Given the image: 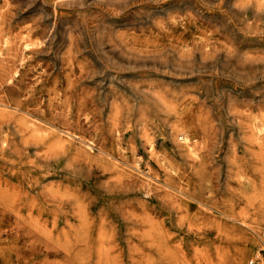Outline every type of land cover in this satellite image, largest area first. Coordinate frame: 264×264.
<instances>
[{
    "label": "rangeland",
    "instance_id": "rangeland-1",
    "mask_svg": "<svg viewBox=\"0 0 264 264\" xmlns=\"http://www.w3.org/2000/svg\"><path fill=\"white\" fill-rule=\"evenodd\" d=\"M62 2L0 0V264H246L264 0Z\"/></svg>",
    "mask_w": 264,
    "mask_h": 264
},
{
    "label": "built area",
    "instance_id": "built-area-1",
    "mask_svg": "<svg viewBox=\"0 0 264 264\" xmlns=\"http://www.w3.org/2000/svg\"><path fill=\"white\" fill-rule=\"evenodd\" d=\"M246 264H264V248H258L250 258H248Z\"/></svg>",
    "mask_w": 264,
    "mask_h": 264
},
{
    "label": "bare ground",
    "instance_id": "bare-ground-1",
    "mask_svg": "<svg viewBox=\"0 0 264 264\" xmlns=\"http://www.w3.org/2000/svg\"><path fill=\"white\" fill-rule=\"evenodd\" d=\"M61 2H62V0H60ZM63 3V2H62ZM74 3V2H73ZM65 4V3H64ZM5 5V4H4ZM68 5V4H67ZM3 11V10H2ZM4 12V11H3ZM31 33V32H30ZM27 45H29V43L28 42H26V44H25V46H27ZM15 48V47H14ZM11 50V49H10ZM63 105V104H62ZM64 106V105H63ZM79 109V108H78ZM1 110V109H0ZM50 111H52V110H50ZM54 116V115H53ZM51 118V117H50ZM180 121V120H179ZM62 125V124H61ZM53 126V125H52ZM71 134V133H70ZM73 134V133H72ZM78 134V133H77ZM178 134V133H177ZM63 136H65L64 134H63ZM79 136V135H78ZM83 136V135H82ZM67 137V136H66ZM65 138V137H64ZM60 139V138H59ZM70 139V138H69ZM68 140V139H67ZM69 142V141H68ZM187 143L189 142V141H186ZM87 143V142H86ZM76 144V143H75ZM189 145V144H188ZM79 146V145H78ZM90 146V145H89ZM185 146V145H184ZM186 147V146H185ZM79 148V147H78ZM188 150H189V148H188ZM191 150V149H190ZM189 152V151H188ZM80 153H81V151H80Z\"/></svg>",
    "mask_w": 264,
    "mask_h": 264
}]
</instances>
